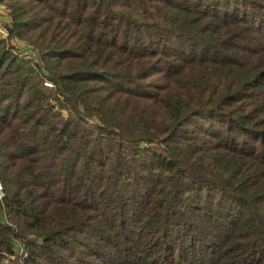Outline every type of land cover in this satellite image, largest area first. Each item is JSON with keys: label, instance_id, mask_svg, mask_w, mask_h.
I'll return each instance as SVG.
<instances>
[{"label": "trees", "instance_id": "obj_1", "mask_svg": "<svg viewBox=\"0 0 264 264\" xmlns=\"http://www.w3.org/2000/svg\"><path fill=\"white\" fill-rule=\"evenodd\" d=\"M0 7V264H264V0Z\"/></svg>", "mask_w": 264, "mask_h": 264}, {"label": "rangeland", "instance_id": "obj_2", "mask_svg": "<svg viewBox=\"0 0 264 264\" xmlns=\"http://www.w3.org/2000/svg\"><path fill=\"white\" fill-rule=\"evenodd\" d=\"M6 13L4 12V10L0 7V21L2 22H5L7 21V17L5 16ZM3 33V32H2ZM5 37V36H4ZM4 210H1L0 211V220H3L4 222L6 223H9L8 222V216L6 215V213L3 212ZM19 246V245H18ZM16 257L12 260L13 264H23V257H20L22 254H21V251H23V249H21L20 247H17V250H16Z\"/></svg>", "mask_w": 264, "mask_h": 264}, {"label": "built area", "instance_id": "obj_3", "mask_svg": "<svg viewBox=\"0 0 264 264\" xmlns=\"http://www.w3.org/2000/svg\"><path fill=\"white\" fill-rule=\"evenodd\" d=\"M44 86H46V87H48V88H51V85L49 84V83H45L44 84ZM3 198V193H2V190H1V187H0V200ZM21 256L23 257V258H25L26 257V253H22V251H21Z\"/></svg>", "mask_w": 264, "mask_h": 264}]
</instances>
